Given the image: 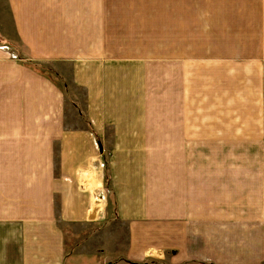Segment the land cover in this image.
Returning <instances> with one entry per match:
<instances>
[{
    "label": "crops",
    "instance_id": "1",
    "mask_svg": "<svg viewBox=\"0 0 264 264\" xmlns=\"http://www.w3.org/2000/svg\"><path fill=\"white\" fill-rule=\"evenodd\" d=\"M66 8L62 16V0H0V264H264V0L242 16L251 42L240 52L143 63L108 55L90 1ZM27 57L58 73L68 62L91 129L61 127V92ZM208 61L221 77L243 64L252 77L244 70L234 84L222 77L226 91L215 81L206 91ZM106 150L111 224L106 196L91 206L82 180Z\"/></svg>",
    "mask_w": 264,
    "mask_h": 264
},
{
    "label": "rangeland",
    "instance_id": "2",
    "mask_svg": "<svg viewBox=\"0 0 264 264\" xmlns=\"http://www.w3.org/2000/svg\"><path fill=\"white\" fill-rule=\"evenodd\" d=\"M76 1L62 0V16L65 15L63 12L67 10L66 4ZM87 1L91 2L94 21H104L103 32L108 55L125 60H139L142 63L143 60L148 59L163 61L169 56L170 59L179 58L181 53L189 55L190 60L191 58L195 59L193 56L196 55L200 59L209 60L224 57L230 48L240 52L251 42V38H246L244 35L246 20L242 16L248 15V18L256 16V0H250L249 5L245 4V1L249 0H103L101 8H99V0ZM245 6L250 7L246 8ZM233 7L237 8L235 12L237 15L236 24H230L229 19V15H232L233 10H235ZM69 11H72L71 7ZM181 15L183 16L182 20ZM62 16L61 18H63ZM3 19L0 14L2 26ZM249 34L255 37L256 31H249ZM24 60L28 67L35 73L43 74L61 92V127L69 129L81 126L91 129L92 122L86 114L85 89L82 85L73 83L70 71L64 70L68 62L60 63L62 66L59 67L60 73H58L57 68L47 62L32 61L29 57ZM208 62L210 65L205 64L202 69L205 76H209L204 82L206 91L211 89L210 85L213 81L220 89L219 93L226 91V89L223 90L222 77L234 84L235 80L240 82V80L245 79L244 70L251 76L250 68L243 64L240 72L236 71L237 77L230 74L221 77L220 63L215 61L216 65H214L213 62ZM191 63L196 65L198 62L193 60ZM191 63L190 76L196 72V68ZM216 70L217 72L212 74ZM224 74H227V71H224ZM163 79L167 83L166 78ZM233 90L232 88L226 92V95ZM236 97L237 100L242 101L240 103L244 108V95L241 97L237 90ZM208 108L209 106H206V113L210 111ZM206 113L205 116L207 117ZM45 126L52 125L46 121ZM236 139L238 143L244 141L239 135ZM241 152L238 151V153ZM96 154L92 155L93 162L101 161L100 153L97 152ZM111 154L108 150L102 151L103 163L101 165L103 167L101 166L99 169L93 167V174H97L99 170L100 176L96 177L92 176L93 174H83L84 172H82L83 183L89 187L84 193H88L91 206L99 208L102 205L103 197L106 196L105 203L108 201V209H110L106 214L109 218L108 224H111L110 221H114L113 218L116 216L114 215L116 214V199L112 189L110 171ZM192 154L184 153L182 158H192ZM219 156L228 158V152H220L218 153ZM252 158L256 159V157ZM102 191L103 195H101ZM114 263L112 261L109 264Z\"/></svg>",
    "mask_w": 264,
    "mask_h": 264
},
{
    "label": "trees",
    "instance_id": "3",
    "mask_svg": "<svg viewBox=\"0 0 264 264\" xmlns=\"http://www.w3.org/2000/svg\"><path fill=\"white\" fill-rule=\"evenodd\" d=\"M146 264V263H145Z\"/></svg>",
    "mask_w": 264,
    "mask_h": 264
}]
</instances>
